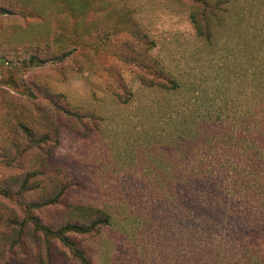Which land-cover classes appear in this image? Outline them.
Instances as JSON below:
<instances>
[{
    "label": "rangeland",
    "instance_id": "374dc122",
    "mask_svg": "<svg viewBox=\"0 0 264 264\" xmlns=\"http://www.w3.org/2000/svg\"><path fill=\"white\" fill-rule=\"evenodd\" d=\"M225 1L229 16L208 45L195 36L185 0H0L8 12L0 13V57L20 64L9 73L0 66V184L23 180L50 146L25 152L28 141L20 127L25 115L52 111L44 93L63 96L76 112L94 116L70 123L75 130L62 128L58 146L46 157L73 187L61 206L42 214L48 222L68 203L107 212L106 226L72 236L91 264H188L198 257L215 264L207 247L192 250L197 243H190L188 228L148 168L155 164L154 149L159 156L163 147L161 157L171 152L164 146L174 134L175 108L190 123L208 116L234 125L264 123V0ZM35 49L42 60L66 57L25 72L22 61ZM143 50L176 78L178 93L141 88L143 77H153L130 62ZM9 78L36 99L14 90ZM128 92L133 97L125 104ZM262 157L252 167L241 157L236 183L222 190L229 195L235 232L253 236L249 249L259 264H264ZM0 215L21 217L1 197ZM1 232L8 230L0 225ZM20 260L17 253L3 264H24ZM55 264L79 263L57 245Z\"/></svg>",
    "mask_w": 264,
    "mask_h": 264
},
{
    "label": "trees",
    "instance_id": "16d2710c",
    "mask_svg": "<svg viewBox=\"0 0 264 264\" xmlns=\"http://www.w3.org/2000/svg\"><path fill=\"white\" fill-rule=\"evenodd\" d=\"M185 1L189 7L188 21L195 36L211 44L229 16L226 1ZM0 13L8 14L1 8ZM37 50H30L28 57L22 61L25 72L61 62L66 57L63 54L58 58L42 60ZM143 52L130 62L135 63L141 72L153 77L152 80L143 77L141 88L164 94L178 93L181 86L176 78L157 59ZM0 61V66L7 73L20 67L18 63L9 65L1 57ZM9 81L14 90L31 100L36 99L29 88L25 86L24 89L21 83H16L12 78ZM128 93L125 104L133 97V93ZM44 96L52 111L40 110L38 117L25 115V125L20 124V127L28 141L25 152L34 148L40 151L44 149L41 147L50 146L45 148V154L41 153L36 169L26 174L23 180L15 185L0 184V197L13 204L21 215L20 218L0 215V225L8 230V233H0V264L16 257L17 253L22 257L20 263L55 264L57 245L64 248L79 264H91L72 236H89L106 226L110 218L107 212L97 207L68 203L61 213L48 222L42 214L61 206L63 198L73 187V181L66 173L51 168L46 161V157H50L52 150L59 144L62 128L68 126L70 130H75L70 123L95 118L90 114L76 112L75 108L63 101V96L45 93ZM171 116L174 117V134L164 146L171 152L167 157H161L163 147L159 156V149H154V154L157 150L155 164L152 169L148 168V172L159 180L156 185L158 191L169 200L173 211L177 212L176 217L188 228L186 233L190 243H197L192 250L207 247L212 253L211 257L216 260L215 264H259L256 254L249 249L256 242L253 236L250 242L251 234L240 236L235 232V219L226 206V197L229 195L222 190L229 192V188L236 183L235 170L239 169L242 159L251 163V167L254 162L263 159L264 123L255 120L250 123L252 125L242 122L234 125L223 122L219 116L199 117L198 121L190 123L180 108L173 109ZM34 162L36 164L35 159ZM228 237H231L230 240ZM195 253L202 254V251ZM205 256L211 259L209 255ZM191 261L188 264L206 262L199 257Z\"/></svg>",
    "mask_w": 264,
    "mask_h": 264
}]
</instances>
